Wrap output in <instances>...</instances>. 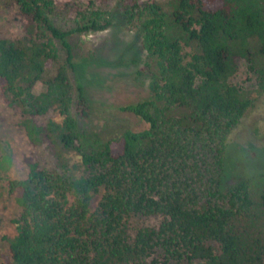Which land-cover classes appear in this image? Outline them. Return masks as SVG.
<instances>
[{
    "label": "trees",
    "instance_id": "obj_1",
    "mask_svg": "<svg viewBox=\"0 0 264 264\" xmlns=\"http://www.w3.org/2000/svg\"><path fill=\"white\" fill-rule=\"evenodd\" d=\"M10 1L23 35L0 38V98L53 167L25 158L26 176L6 182L18 209L6 264H264V166L236 176L258 149L250 156L226 141L252 105L230 83L240 62L264 92V0H116L149 94L119 110L147 128L91 151L72 116L89 107L70 82L65 38L109 21L91 11L63 32L48 21L51 0ZM227 173L236 179L224 186ZM151 217L154 226L131 224Z\"/></svg>",
    "mask_w": 264,
    "mask_h": 264
},
{
    "label": "rangeland",
    "instance_id": "obj_2",
    "mask_svg": "<svg viewBox=\"0 0 264 264\" xmlns=\"http://www.w3.org/2000/svg\"><path fill=\"white\" fill-rule=\"evenodd\" d=\"M49 23L63 32L73 31L80 16L90 17L97 11L109 26L101 31L72 32L65 38L70 47L73 68L69 78L76 92L82 88L89 107L86 118L72 114L79 133L81 147L91 151L98 145L119 136L124 131L138 132L147 125L136 116L119 110L128 104L148 99L147 79L138 76L143 64V52L134 31L125 24L116 10V0H51ZM16 6L10 0H0V38L17 39L23 35L21 24L16 21ZM54 46L60 62L64 61L65 51L59 41ZM230 83L241 89L251 100L238 125L227 136V144L246 149L252 156L258 149L257 158L235 172L243 177L256 173L264 166V92L257 93L255 77L245 62H240ZM40 91V84L34 92ZM16 109L7 107L0 98V264L7 263V240L14 235L11 219L18 209L6 192V182L10 179H23L27 169L25 158L36 160L41 168H52L53 160L44 146L29 145ZM42 121V120H41ZM237 153L232 152L231 156ZM259 158V159H258ZM258 159V161H256ZM261 160V161H260ZM236 176L226 174L223 185L232 183ZM97 197H93L89 210L95 207ZM158 218H142L132 221V226H154Z\"/></svg>",
    "mask_w": 264,
    "mask_h": 264
}]
</instances>
